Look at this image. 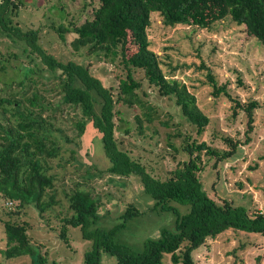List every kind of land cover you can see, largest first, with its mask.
<instances>
[{
	"label": "trees",
	"instance_id": "trees-1",
	"mask_svg": "<svg viewBox=\"0 0 264 264\" xmlns=\"http://www.w3.org/2000/svg\"><path fill=\"white\" fill-rule=\"evenodd\" d=\"M90 2L91 16L82 23L78 24L74 20L58 24L52 22L49 29L65 44L66 36L73 34L68 44L76 53L86 48L96 60L119 68L121 71L115 75L117 83H104L92 73L88 65L72 59H61L42 48L40 28L23 30L20 23L13 21L12 16L19 12L20 0H0V35H3L4 41H23L28 48L26 51L38 53L50 71L57 72L63 100L79 107L86 121L99 134L109 166L98 172L119 177L137 176L144 193L151 199V209L171 212L175 218L173 227L162 228L158 236L146 238L143 249L135 251L118 242L116 235L129 220L143 212L129 204L119 216L120 222L107 229L93 226L100 203L89 192L76 190L67 195L71 214L60 218V240L68 247V229H79L82 239L89 242V247L82 254L83 264H100L103 254L114 256L116 264H164L166 255L172 264H198L194 252L207 239L215 238L228 229L257 233L264 237L263 212L250 214L247 207L233 205L220 196H210L203 188L200 179L203 171L202 155L214 159L212 165L216 168L218 163L232 158L242 143L239 139L224 136L222 140L227 148L217 149L206 141L197 140L194 133L198 135L205 130L210 123V116L197 105L195 95L185 83L173 77L176 66L168 61L166 65L169 71L166 73L163 70L162 61L150 48L148 37L152 13H156L165 26L181 24L205 29L211 28L219 20L229 18L241 26L245 39H256L264 47V0ZM2 54L7 55L6 60L17 58L9 47H5ZM196 68L205 70L212 97L224 96L231 102L232 118L239 112L244 113L247 128L243 143L249 144V134L254 129V111L259 102L250 98L242 101L233 95L227 82H218L203 60ZM4 69L5 66L0 63V70ZM21 72L23 79L17 83L18 87L26 85L31 89L37 85V81L25 69ZM143 82L153 86L159 97L172 101L192 129L182 131L175 124L174 130L164 131L165 143L187 156V159L177 160L175 168L164 178L153 176L140 160L134 159L130 151L121 147L123 140H118L115 135L114 116L121 113L116 107L119 105L128 109L137 105L141 109V114L135 115L138 134L144 132L145 126L151 127L152 134H160L159 128L155 126L158 107L143 99L149 95L143 88ZM238 84L243 85L240 79ZM41 99L37 90L27 96L18 89L0 99V114L3 118V123H0V193L4 199L11 203L17 202L21 208L33 205L38 217L43 216L56 202L53 194L49 195L48 200L43 198L47 189H53L55 181V176L49 173L51 166L48 160L59 157L61 146L57 138L65 136L60 128L54 127L49 119L43 117L42 107H39L40 112L33 109H37ZM24 101L28 103L27 107L22 106ZM77 126L79 132L83 133L85 123H77ZM159 127L170 128V123L159 120ZM55 131L59 135H54ZM174 138H181L177 149L171 143ZM172 157L175 159L174 155ZM179 206H184L185 210L181 211ZM14 214L18 212H7V218L2 221L6 238L3 250L5 258L29 255L34 263L43 264L45 259L30 243V223L16 221L12 218Z\"/></svg>",
	"mask_w": 264,
	"mask_h": 264
},
{
	"label": "rangeland",
	"instance_id": "rangeland-1",
	"mask_svg": "<svg viewBox=\"0 0 264 264\" xmlns=\"http://www.w3.org/2000/svg\"><path fill=\"white\" fill-rule=\"evenodd\" d=\"M90 1L20 0L19 12L12 18L20 23L23 30L40 28L42 48L61 59H72L88 65L104 83H117L115 75L121 71L119 68L96 60L86 48L76 53L68 44L73 34L66 36L65 44L49 29L52 22L58 24L74 20L82 23L91 16ZM148 37L150 48L162 61L163 70L166 73L169 71L166 65L168 61L176 66L173 77L185 83L195 95L197 105L210 116L205 130L198 135L194 133L197 140L206 141L217 149L227 148L222 140L224 136L239 139L242 143L232 158L218 163L216 168L212 165L214 159L202 155L200 179L203 188L210 196H220L233 205L247 207L250 214H264V47L256 39H245L241 26L229 18L205 29L181 24L165 26L159 16L152 13ZM3 39V35H0V63L5 66L4 70H0V99L17 89L27 96L37 90L42 99L37 109H33L40 112L39 107H42L43 117L49 119L54 127L60 128L65 136L57 138L61 146L59 157L48 160L51 166L49 173L55 176V181L53 189H47L43 198L48 200L49 195L53 194L56 202L43 216H37L33 205L21 208L17 202H9L0 193V264H37L29 255L5 258L3 250L6 238L2 221L10 211L18 212L12 216L16 221L30 223V243L45 259L43 264H83L82 254L89 247V242L82 239L79 229H68V247L58 237L60 218L71 214L67 198L76 190L89 192L100 203L93 226L107 229L120 222L119 216L129 204L143 212L129 220L116 235L118 242L135 251L143 249L146 238L158 236L162 228L173 227L174 215L151 209V199L144 193L137 176L119 177L98 172L109 166L99 134L86 121L79 107L63 100L57 72L50 71L38 53L26 51L28 48L23 41L13 43ZM5 47L14 50L17 58L6 60L7 55L2 54ZM201 60L211 68L218 82H227L233 95L242 101L250 98L259 102L254 111V129L249 134V144L243 143L247 128L244 113L239 112L232 118L231 102L224 96L214 98L210 95L211 87L206 80L205 70L196 68ZM24 69L37 81V85L31 89L26 85L18 87L17 83L23 79L21 70ZM238 79L243 85L238 84ZM143 88L149 94L143 99L158 107L155 126L160 134H152L151 127L146 126L144 132L138 134L135 115H140L141 109L137 105L132 109L119 105L116 107L121 113L114 116L115 135L118 140H123L121 147L130 151L134 159L140 160L153 176L164 178L175 168L177 160L187 159L185 153L165 143L164 131L174 130L175 124L182 131L192 129L172 101L159 97L156 89L145 82ZM22 106L27 107L28 103L24 101ZM159 120L169 121L170 128L159 127ZM0 123H3L1 114ZM77 123H85L83 133L79 132ZM126 129L128 132H125ZM53 134L59 135L56 131ZM180 142L181 138L171 141L176 149ZM179 209L184 211L185 207L179 206ZM193 255L198 264H264V237L257 233L228 229L215 238L207 239ZM100 264H116L115 257L103 254ZM164 264H172L168 255L164 257Z\"/></svg>",
	"mask_w": 264,
	"mask_h": 264
}]
</instances>
